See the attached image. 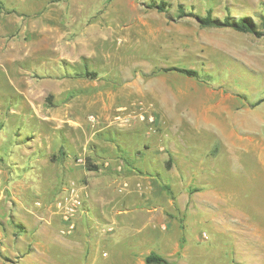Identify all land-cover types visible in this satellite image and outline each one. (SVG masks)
<instances>
[{
	"label": "rangeland",
	"instance_id": "rangeland-1",
	"mask_svg": "<svg viewBox=\"0 0 264 264\" xmlns=\"http://www.w3.org/2000/svg\"><path fill=\"white\" fill-rule=\"evenodd\" d=\"M151 1L0 0V262L264 264V0Z\"/></svg>",
	"mask_w": 264,
	"mask_h": 264
},
{
	"label": "trees",
	"instance_id": "trees-1",
	"mask_svg": "<svg viewBox=\"0 0 264 264\" xmlns=\"http://www.w3.org/2000/svg\"><path fill=\"white\" fill-rule=\"evenodd\" d=\"M169 2L165 1V0H152L149 4L148 7L149 8H154L156 10H158L159 12H168V6H169ZM193 16L197 19L198 23L201 26L204 27H212V26H216V27H230L233 29H236L238 31H242V32H251V33H255L257 35L262 34V31L258 29V24L253 21L251 18L246 17V16H241L239 18H234L231 15H227L226 17H224L223 19H219L217 17H215L213 15V11L212 9H208L207 14L206 15H202L199 14L195 11H189L187 12L184 5L180 4L179 5V16L180 17H184V16ZM261 26L264 29V13L261 14ZM159 71H164V72H169V71H178L181 73H184L186 75L189 76H193V77H200V73L199 71L192 69V68H186V67H179V66H169V67H164L161 68V70ZM72 76H79V77H91V78H96L98 73L97 71L94 70H89L88 65L85 66V70H75L73 72V74H71ZM121 155L123 157V159L127 162V165L131 168H136V166H134V160L132 159V157L130 156L129 152H127L126 150L119 148ZM4 159V158H3ZM86 166L89 170H98L100 168L99 165L94 164L91 160H88L86 162ZM138 171H141L142 173L144 172L141 168H137ZM157 174V173H156ZM158 175V174H157ZM14 221V220H12ZM16 225V227L18 228H23L24 226L21 225L20 223H17L14 221V223ZM2 257H4V259L6 261L12 262L14 264H23L18 262L17 260H12V258L4 253H2ZM147 262L149 264L155 263V264H168L169 261L167 258L156 254V253H151L147 256L146 258Z\"/></svg>",
	"mask_w": 264,
	"mask_h": 264
},
{
	"label": "crops",
	"instance_id": "crops-1",
	"mask_svg": "<svg viewBox=\"0 0 264 264\" xmlns=\"http://www.w3.org/2000/svg\"><path fill=\"white\" fill-rule=\"evenodd\" d=\"M4 158L6 159V157H4ZM0 218L3 221H6L7 219H12L15 222L23 225L24 226L23 228L17 227L21 233L22 232L27 233L29 231V229H28L29 227H34L37 225L35 221L31 222L29 220V216L24 214L23 211L21 212L19 209H14V208L9 209L8 212H4L3 210L2 211L0 210ZM40 231L41 230H39V232ZM3 235H4V232H0V237ZM19 239H20V242L17 245L16 244L14 246L9 245L8 249L11 250V248H13V250L15 251L14 254H16V255L21 254V256H22L21 258L23 259L27 255V254H25L26 252L24 250L29 248L30 242H27L26 239L24 238V236H22V235H19ZM32 247H34V245ZM19 252H21V253H19ZM0 264H14V263L1 261Z\"/></svg>",
	"mask_w": 264,
	"mask_h": 264
},
{
	"label": "built area",
	"instance_id": "built-area-1",
	"mask_svg": "<svg viewBox=\"0 0 264 264\" xmlns=\"http://www.w3.org/2000/svg\"><path fill=\"white\" fill-rule=\"evenodd\" d=\"M80 204L79 200H75V203H73V205H70V207H68L67 212L68 213H73L74 209H76V207ZM71 228L73 227V225H70Z\"/></svg>",
	"mask_w": 264,
	"mask_h": 264
}]
</instances>
